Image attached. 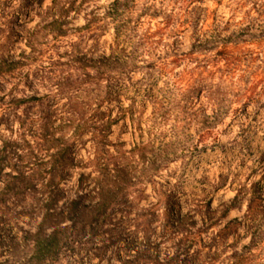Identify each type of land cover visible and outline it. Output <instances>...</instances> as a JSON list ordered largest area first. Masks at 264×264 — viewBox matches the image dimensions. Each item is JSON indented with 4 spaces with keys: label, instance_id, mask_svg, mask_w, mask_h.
<instances>
[{
    "label": "clouds",
    "instance_id": "clouds-1",
    "mask_svg": "<svg viewBox=\"0 0 264 264\" xmlns=\"http://www.w3.org/2000/svg\"><path fill=\"white\" fill-rule=\"evenodd\" d=\"M51 3L52 0H46L45 6ZM113 3L115 0H90L79 16L75 12L68 15L72 23L66 27L75 30L76 26L89 23L91 27L55 42L62 45L59 52L68 50V55L62 57L66 63L55 68L43 58L31 65L40 72L36 80L37 94L44 96L46 93L55 98V137L75 142L80 149L77 160L81 164L72 169L68 183L78 185L81 172L102 181L106 173L113 174L116 161H128L134 168L123 191L136 205L135 211H148L159 217L154 224L157 231L165 215L168 195L173 191L187 192L189 199L194 197L201 209L206 206V200L211 199V207L216 209L215 217L227 208L224 219L217 227L209 229V236L224 228L233 217L237 219L238 223L232 225L236 234L228 235L225 244L231 245L237 235L239 242L224 256L240 251L252 240V229L256 225L264 231V212L256 214V207H250L252 181L259 179L264 170L248 179L252 169L259 167L260 153L249 156L248 149L242 150L243 136L237 135L251 122V116L246 120L241 115V107L256 93H260L259 99L264 102V93H261L264 88V36L257 38L259 48L250 56L245 45L228 37L254 21L264 24V0H186L182 3L177 8L178 13L185 8L188 11L197 7L205 9L195 29L190 26L193 17L184 25L191 41L198 45L197 51H202L203 55H193L187 47L173 53L163 46L148 48L138 43L141 37L132 29V24L139 23L138 14L148 9L141 17L147 20L154 8L164 6L171 10L173 5H161L159 0H133V8L118 9L122 15H105V9ZM98 5L103 7L92 13ZM183 15L186 13H182L181 21ZM93 16L97 17L95 23H92ZM129 16L133 18L132 24L118 33V26L126 23ZM225 22H228L227 27ZM36 23L34 19L29 29ZM145 27L147 24L139 31ZM252 31L257 32V28ZM45 39L47 47L54 43L51 36ZM73 41L79 44L82 53L97 63L74 60L77 52ZM40 47L37 40L30 44L25 36L15 49L17 58L21 51L28 58H37ZM165 52L169 53L167 59ZM257 53L259 59H256ZM116 57L119 62L111 63ZM173 57L175 63H168ZM52 59L57 57L53 55ZM103 60L110 63L105 64ZM49 68L54 70L49 71ZM18 71L31 75L29 68ZM246 76L250 83L259 80V87L253 91L246 86L243 79ZM16 95L31 93L25 90ZM25 106L22 104L18 109L21 119ZM35 118L32 116L30 120ZM13 127L19 129L18 124ZM224 129H229V135L235 139L234 146L221 154V147L215 141L227 139L219 135ZM261 137H264V130L253 141V149L257 143L264 147ZM233 200L236 206L232 205ZM189 207L191 205L183 210L188 211ZM196 218L199 220L200 215ZM251 254H259V259L264 261V242L253 248Z\"/></svg>",
    "mask_w": 264,
    "mask_h": 264
},
{
    "label": "rangeland",
    "instance_id": "rangeland-1",
    "mask_svg": "<svg viewBox=\"0 0 264 264\" xmlns=\"http://www.w3.org/2000/svg\"><path fill=\"white\" fill-rule=\"evenodd\" d=\"M20 0H8L4 4H0V15L4 13H11L10 6L15 5ZM171 0H159L161 5L170 4ZM38 2V3H37ZM36 3H31L26 11L22 13L17 19L7 26L5 35H11V41L3 53H0V64L3 59L14 60L21 59L23 57V51L17 53L15 51L18 43L22 41L25 36L29 38V35H35L38 33V39L40 42H46L45 39L51 36L53 39V33L57 32V29L53 30V21L55 19L62 18L63 25L62 30H65V37L60 38L58 41H62L68 38L70 35H75L76 29L66 27L72 23L67 17L70 13L75 12L76 16L84 10V7L90 2V0H52L50 6L46 7V0H39ZM126 5L119 6V9L123 8L125 11L127 8L131 9L134 7L133 0H124ZM67 5V7H65ZM103 5H98L96 9H92L91 12H98L99 8ZM128 9V10H129ZM172 9V8H171ZM108 9H105V12ZM205 9L194 8L191 11L184 12L186 15L183 16L184 25L188 24L189 17H193L192 24L190 25L193 29L199 24ZM148 12V9L141 11L136 17L139 23L132 24V17H128V21L118 26V33L121 28L127 27L132 24V29L136 35L140 36L141 39L138 43L142 47L152 48L154 47H166L173 53L180 50L182 47H187L189 52H195L196 55H203L202 51H197L198 45L191 41V37L187 34V30L184 27L179 28V32L170 34V30L177 26V21L174 20L170 26H167L166 16L171 12L167 7L154 8L151 12L150 18L147 20H141ZM90 14V13H89ZM88 15V14H86ZM122 15V13H121ZM5 16V15H3ZM62 16V17H61ZM51 17V19H49ZM163 17V19H161ZM179 17V16H178ZM76 17L74 16L73 19ZM36 19L37 23L33 28L29 29L28 25ZM4 22V18L0 17V24ZM147 24V27L143 28V31H139L142 25ZM162 25V26H160ZM226 27L228 22H225ZM84 26V25H82ZM103 27V26H101ZM253 28H257V32L252 31ZM177 29V28H176ZM19 32V36L16 35ZM264 32V24L259 21H254L243 28L238 29L233 33L232 37L238 38H250L255 34ZM149 34V44L143 41V37ZM170 34V36H169ZM1 36V32H0ZM229 38V37H228ZM76 52L80 53L82 61L91 60L86 53H82L79 44L72 42ZM62 45L56 43L55 50L58 51ZM43 48V46H42ZM59 52V51H58ZM62 57L68 55V50L59 52ZM169 53H164V58L167 59ZM161 57H157L160 60ZM64 61V60H63ZM175 63V58L168 60V62ZM106 64L110 63L107 60H103ZM119 57H116L111 63H118ZM154 64V62H152ZM150 67L152 65H149ZM179 68L180 65L176 64ZM24 72V71H22ZM19 71H9L7 68L0 70V216L6 217V223L0 224V264H23L28 260L31 255V242L34 238L31 236L38 232L41 228L46 230L54 229L55 226H72L75 221L78 224L80 232L79 237L82 239V243L75 245V249L72 253L62 256L56 260L53 264H142L139 263L136 257V250L142 249V233L141 230L137 229V225L140 227L148 228L150 240L158 243L157 247L150 250V254L156 260L163 262L166 259L168 253L174 252V244L172 242L161 241L159 235L162 233L164 225L167 221V215L172 214V219L175 223L176 228L187 225L194 230L201 229V239L197 245L191 248V253L200 249L202 250V256H183V264H210L211 257L215 258L214 264H228L233 259L235 252L245 251L247 246L251 245L255 238H259L264 231L260 230L259 225H256L253 231L252 240L245 245L240 251H233L229 256H224V253L229 248H235V245L239 242V236L233 241L231 245L225 244L227 236L230 234H236V231L230 227L226 230L225 228L220 229L215 235L209 236V229L217 227L220 220H223L227 211L222 212L219 217H215L216 209L211 207V199L206 200V206L201 209L199 202L193 197L189 199V193L173 191L168 195L165 203V215L161 219V226L159 231L154 227L155 221L159 217L155 213L149 214L148 211H135L136 205L133 201L129 200L127 194L123 191L124 186L130 182L132 165L128 161H116L113 165L114 172L111 175L107 173L104 179L94 180L90 174L85 175L83 172L79 173L80 180L78 185L69 184L73 172L72 169L77 165L81 164L80 160H77L80 149L77 145L71 144L69 159L65 167V176L61 178H55L54 180L49 179L48 175L43 174L34 183L27 187L17 188L15 186H8L10 181V173L16 174L19 170H26L28 166L32 164H40L42 157L45 155L39 153V157L33 158L27 155L26 144L21 142L19 138L20 134V116L18 115V109L22 105L9 104L12 98H22L25 96L18 97L17 92H24L27 90L31 95L28 96H39L37 93L39 89L34 87L32 83L34 77L22 78L18 76ZM26 73V72H24ZM2 76L9 79V82H5ZM11 77V79H10ZM11 84V87L8 85ZM21 85H23L21 87ZM42 100L31 102L36 104V110L33 112V116L39 118L32 127L33 130L39 129L45 123L43 120V111L45 114H55L56 110L53 105L55 104L54 97H47L45 93ZM7 102V103H5ZM4 103V104H2ZM25 105V104H23ZM249 107L252 111L249 112ZM26 106L24 107V113L27 111ZM38 113V115H37ZM264 114V102L259 104H248L241 109V115L247 120L248 116H251V122L247 129L242 132H238L237 135L243 136V149H248V155L252 156L256 152L260 153L259 156V167L253 168L249 174L248 179L251 180L253 176L258 173H262L264 170V147H261L259 143L255 145L253 149V141L259 136V132L264 130V119H261ZM54 117L50 119L51 129L54 124ZM42 118V119H40ZM18 124L19 129L14 128L13 125ZM220 136L227 137L224 141L216 142L221 147V154L228 150L229 146H234V137L229 135V129H224L219 133ZM260 139H264L261 137ZM27 140H31L28 135ZM60 140L59 142H63ZM25 148V150H23ZM45 157L44 160H47ZM42 164V163H41ZM48 165V164H47ZM42 168H44L42 166ZM79 179V178H78ZM63 185V186H62ZM255 186V188H254ZM257 190V195L252 196L251 206H255L257 213L264 212V174H260L259 179L252 181V191ZM219 190V189H217ZM1 192L3 194H1ZM106 199L108 203V216L106 225L103 228L94 226L92 224H81L79 218L82 213L90 210L94 204L99 201ZM191 205L188 211L183 209L186 206ZM233 206H236V201L233 200ZM135 212V214H133ZM200 215L199 220L197 216ZM141 217V219H139ZM215 217V219H214ZM39 218V219H38ZM139 219V220H138ZM235 219V217H233ZM67 221L68 223H65ZM211 222V223H209ZM199 225V226H198ZM226 225V224H225ZM225 227V226H224ZM251 227V226H250ZM33 228L36 230L33 231ZM207 228V229H206ZM225 229V230H223ZM227 232V233H226ZM73 233V232H69ZM259 234V235H258ZM70 235V234H69ZM205 236H209L205 239ZM70 237H74L70 235ZM212 244L211 250L205 249V246ZM252 264H264V261L259 259V254H253ZM149 264H154L149 262Z\"/></svg>",
    "mask_w": 264,
    "mask_h": 264
},
{
    "label": "trees",
    "instance_id": "trees-1",
    "mask_svg": "<svg viewBox=\"0 0 264 264\" xmlns=\"http://www.w3.org/2000/svg\"><path fill=\"white\" fill-rule=\"evenodd\" d=\"M8 0H0V4H4V2H7ZM39 0H20L17 4L10 6L11 13H4L1 14L0 17L4 18V22L0 24V53H3L5 48L9 46V42L11 41L12 36L11 35H5V31L7 26H9L14 20L17 19L22 13H24L27 9V7L31 3H36ZM171 5H173L171 12L167 14L166 16V25L170 26L174 20L177 21V26L172 28L170 30V34H175L176 32H179V28L184 25V22L181 21V15L184 12H187L188 9H182L180 13L177 12V8L186 0H171ZM38 3V2H37ZM126 5L124 3V0H115V3H113L111 6H109L108 10L105 12V15H114L119 16L121 13L118 11L119 6ZM129 8L126 9V11ZM95 13V12H94ZM5 15V16H3ZM179 16V17H178ZM184 16V15H183ZM62 17V16H61ZM97 17L93 16L92 23H95ZM63 25L62 18L55 19L53 21V30L55 31L57 29V32L55 33L52 41L54 43L51 44L50 47H47V41L46 42H40L38 39V33L35 35H29V43L31 44L32 41L35 39L37 42L41 45L39 50V57L37 58H28L26 57L25 53H23V57L21 59H14V60H8L3 59L0 64V70L4 67L9 69V71H15L18 69H24L29 68L31 69V75L34 77L32 85L36 87V80L40 76V72L37 69H32L31 65L36 64L38 62V59L47 58L49 63L55 68H59L63 63H66L63 61L61 54L57 50H55L56 41H58L60 38L65 37V30H62L61 26ZM91 23L86 24L84 26H81L80 28H77L78 30L83 28H90ZM177 28V29H176ZM169 34V36H170ZM16 35L19 36V32H16ZM260 36H264V32L260 34H255L251 36L250 38H238L236 40V37H229L228 39H235L237 42L245 45L248 48V55L250 56L252 52L256 51V49L259 48V43L257 38ZM60 37V38H59ZM143 41L148 43L149 42V34L145 35L143 37ZM149 44V43H148ZM43 46V48H42ZM252 46V47H248ZM33 51H36V48L33 47ZM193 55H196L195 52L190 51ZM55 55L57 59L53 60L52 57ZM167 55V52H166ZM219 55V53H218ZM259 54L257 53L256 59H259ZM74 60H79L83 63H92L96 64V60H85L82 61L80 57V53L77 52V55L73 56ZM105 63V62H103ZM173 63V62H168ZM106 64V63H105ZM54 70L53 68H49V71ZM29 72H22L19 71L18 76H22V78L30 77ZM3 80L5 82H9V79L2 76ZM11 79V77H10ZM244 83L246 86H249L251 90H255L260 85V81L256 80L253 83L249 82V77H243ZM113 86L110 85V88ZM261 93H264V88H261ZM111 94V93H110ZM260 93H256V95L250 97V101H246L245 105L242 107L251 104V101H254V104H259L261 101L259 99ZM48 97V96H47ZM43 97L41 96H25L22 98H12L9 102V104H25L26 105V112L24 113L23 119L20 117V134L19 138L21 142L25 143L28 147L25 153L27 155L32 156L33 158L39 157V153L45 155L42 157V160L40 164H32L31 166H28L26 170H19L16 174L10 173V181L8 182V186H15L17 188L21 187H27L34 183L40 176L43 174L48 175L49 179L54 180L55 178H63L65 176V167L67 165L68 159H69V152L71 144H76L75 142L68 143L66 141L59 142L60 140H63L61 137H55L54 131L55 129H51L50 126V119L52 116H55V114H45L46 112L43 111V120L44 124L41 128L33 130L32 127L34 126L35 122L38 121L39 118L31 119L30 117L33 116L34 110L39 107L36 104H33L31 102L34 101H40ZM7 103V102H5ZM4 104V103H2ZM253 104V103H252ZM1 105V104H0ZM241 107V109H242ZM1 110V106H0ZM42 119V118H40ZM28 135H30L31 140H27ZM218 138L215 142H218ZM72 144V146H73ZM58 146V147H57ZM202 147H204L202 145ZM55 149V151H53ZM25 150V148H23ZM45 157H48L47 160H44ZM48 164V165H47ZM42 166L44 168H42ZM2 173V170H0V175ZM255 188V186H254ZM253 195H257V190H253ZM1 194H3L1 192ZM252 207V206H251ZM227 211V209H226ZM108 216V203L106 199L97 201L94 206L88 210L87 212H84L81 214L79 221L82 224H92L94 226L103 228L104 225H106ZM172 214L167 215V221L164 225V228L162 230V233L159 235L161 238V241L164 242H172L174 244V252L168 253L166 255V259L163 262H160L159 260H156V258H153L150 254V250L157 247L158 243L152 242L150 240L149 230L146 227H140L139 224L137 225V229L141 230L142 233V249L136 250V257L139 260V263L142 264H149V262L154 264H183L182 258L183 256H191L195 257L198 256L200 258L202 256V250L198 249L194 251V254L191 253V248L197 245L201 239V234L203 233V230L197 229L194 230V228L184 225L179 228H176L175 223L172 219ZM141 219V217H139ZM138 219V220H139ZM6 223V217L0 216V224L4 225ZM238 223L237 219H232L228 222V224L225 225V229L228 230L232 225ZM207 229V228H206ZM223 229V230H225ZM234 231H236V228L232 227ZM225 230V231H226ZM73 232V233H69ZM227 233V232H226ZM73 235L74 237H70V235ZM80 232L78 229L77 222H73L72 226H55L54 229H52L50 232H46L44 229H40L35 234H32L31 236L34 238V241L31 242V255L28 258L26 262L23 264H53L56 260L61 258L62 256H66L69 253H72V251L75 249V245H79L82 243V239L79 237ZM259 235V234H258ZM262 242H264V232L262 235H260L259 238H255L253 243L249 246H247L245 251L241 252H235L233 254V259L231 260V264H252L253 260V254L249 255L251 253V250L253 248L258 247ZM208 248V250H211L212 244L205 246V249ZM216 261V257H211L210 264H214Z\"/></svg>",
    "mask_w": 264,
    "mask_h": 264
}]
</instances>
